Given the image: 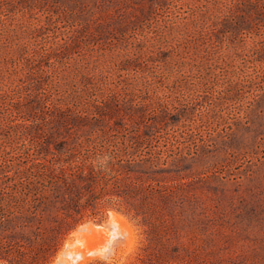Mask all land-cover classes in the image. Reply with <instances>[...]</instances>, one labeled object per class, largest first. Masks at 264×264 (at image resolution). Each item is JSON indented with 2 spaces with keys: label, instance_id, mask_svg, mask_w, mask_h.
<instances>
[{
  "label": "rangeland",
  "instance_id": "374dc122",
  "mask_svg": "<svg viewBox=\"0 0 264 264\" xmlns=\"http://www.w3.org/2000/svg\"><path fill=\"white\" fill-rule=\"evenodd\" d=\"M101 157L148 217L66 264H264V0H0V190Z\"/></svg>",
  "mask_w": 264,
  "mask_h": 264
},
{
  "label": "trees",
  "instance_id": "16d2710c",
  "mask_svg": "<svg viewBox=\"0 0 264 264\" xmlns=\"http://www.w3.org/2000/svg\"><path fill=\"white\" fill-rule=\"evenodd\" d=\"M67 145L60 142L56 146L63 149ZM76 146L85 148L81 143ZM94 162L92 166L96 171L93 169L80 176V187L68 183L61 193L54 188V177L41 173L38 164L37 170L31 171V178L27 172H22L19 182L0 190V264L54 263L66 239L77 227L97 216V221L106 219L107 207L114 198H122L123 213L147 220L148 211L143 209L145 194L137 200V190L129 186L128 192L122 193L111 175V160L101 157ZM139 260L144 264L142 258ZM89 264L110 263L93 261Z\"/></svg>",
  "mask_w": 264,
  "mask_h": 264
},
{
  "label": "bare ground",
  "instance_id": "6f19581e",
  "mask_svg": "<svg viewBox=\"0 0 264 264\" xmlns=\"http://www.w3.org/2000/svg\"><path fill=\"white\" fill-rule=\"evenodd\" d=\"M125 221H126V219L123 216H121L120 214L110 212L109 219L107 220L106 223L99 225V224H94V223L88 222V223H85V224L79 226L75 231L72 232V234L70 235V237L66 241L63 249L60 251L59 255L57 256L55 262L52 264H66L67 263V257L71 254V251L75 247L77 248V246H75L76 242H82L84 239H87V240L91 239L92 240V239H95L96 237L98 239L99 236H102L106 233L108 234L109 228L111 225H115L116 227H120V229H121V227L123 225H125L124 224V223H126ZM112 232H114V231H112ZM117 234L119 235V233H117ZM114 235L115 234H112V236H111L108 234L109 237L110 236L113 237ZM111 237H110V240H111ZM118 237H120V236H118ZM102 238H101V240H102ZM113 240H114V238H113ZM105 242H108V241H105ZM115 243H117V242H115ZM108 244L109 243H107V246L103 245L104 247L101 246L98 248H91V249H87L85 251H78L77 253H73L74 256L72 258V261H70V263H68V264H83L84 262H86L92 258L109 259L110 257H112V254H114V253H112L110 251L111 246L109 249ZM68 259H71V258H68Z\"/></svg>",
  "mask_w": 264,
  "mask_h": 264
}]
</instances>
